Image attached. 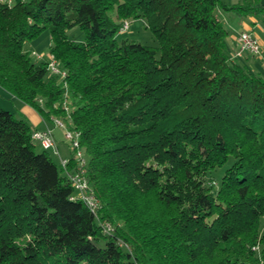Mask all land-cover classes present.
Instances as JSON below:
<instances>
[{"label": "trees", "instance_id": "obj_1", "mask_svg": "<svg viewBox=\"0 0 264 264\" xmlns=\"http://www.w3.org/2000/svg\"><path fill=\"white\" fill-rule=\"evenodd\" d=\"M217 8L264 14L257 0L0 2V87L45 119L66 117L68 94L100 202L95 216L73 199L0 105V264H264V76L227 52ZM125 17L158 46L118 40ZM43 29L64 78L22 50Z\"/></svg>", "mask_w": 264, "mask_h": 264}, {"label": "rangeland", "instance_id": "obj_2", "mask_svg": "<svg viewBox=\"0 0 264 264\" xmlns=\"http://www.w3.org/2000/svg\"><path fill=\"white\" fill-rule=\"evenodd\" d=\"M224 3L228 5L233 4H243L248 0H222ZM258 4L264 5V0H257ZM217 18L221 21L223 26L228 30V35L225 39L226 41V49L227 52L232 55L234 51L237 49L236 39L235 37L242 31H250L255 36L258 37L259 43L264 41V14L256 13L253 15L241 16L238 15L236 12L232 10H226L223 8H217L215 11ZM124 20L129 21V28L124 31L116 34L118 40L121 39H129L137 41L141 44L157 47L158 43L153 35L152 31L147 27L143 18H129L125 17ZM122 20V19H121ZM67 35L69 38L75 40L76 42L82 41L85 37L84 30L78 26H75L67 31ZM49 47H50V35L48 29L41 30L35 37L31 39H27L22 44V50L25 52H29V55L33 61H46L49 57ZM260 54L258 55H248L246 60L250 63L249 65L245 63V59L238 58L237 61L246 65L248 69L258 72L260 75L264 76V43H260ZM41 55V59L37 60L36 55ZM247 53H243V56ZM261 57V58H260ZM49 75V71L47 72L46 76ZM4 92V91H3ZM70 97L67 98V106H68V114L72 111ZM0 105L5 109H9L14 111L15 107L21 105V103L9 95H4L0 91ZM18 116L17 112L15 113ZM50 118V117H49ZM65 123L68 124L69 118L66 115L65 118L60 117ZM62 130V129H61ZM56 145L59 149L61 156H68L71 154V149L67 146V141L63 137V130L62 134H57L55 138ZM35 146L34 149L36 152L42 151L41 146L34 142ZM50 154L52 161L58 166L59 168V158L58 156L53 154V151L47 150ZM231 159H228L226 163L217 168L214 171L215 177L218 180L219 177L223 174L225 168L230 164ZM206 181L210 180L209 178L205 179Z\"/></svg>", "mask_w": 264, "mask_h": 264}, {"label": "built area", "instance_id": "obj_3", "mask_svg": "<svg viewBox=\"0 0 264 264\" xmlns=\"http://www.w3.org/2000/svg\"><path fill=\"white\" fill-rule=\"evenodd\" d=\"M2 3L11 5L14 0H0ZM129 28V21L122 20L118 32H124ZM237 49L232 54L233 57L243 56V53H249L251 55L260 54V43L258 38L250 31H242L236 36ZM37 60L41 59V55H36ZM46 68L51 75H56L59 78H64L66 73L58 66V63L52 54H49L48 60H46ZM64 86L66 84L64 83ZM68 94L65 93L62 101V109L68 115L69 122L65 125L64 121L60 117L51 115L50 120L53 127H59L63 130V137L67 141V145L71 149V157H61L59 149L57 148L53 127L46 125L43 129H33L31 132V140L37 142L42 149L52 150L53 154L59 158V168L69 181L73 194L72 198L75 200H81L88 209L96 216L98 209L100 208L99 199L95 196L94 190L86 175V154L85 150L79 141V131L71 126L70 116L68 114L67 106ZM42 99L38 102L41 104ZM71 158L73 164H71ZM102 228L106 233L112 230V226L108 222L102 224Z\"/></svg>", "mask_w": 264, "mask_h": 264}, {"label": "crops", "instance_id": "obj_4", "mask_svg": "<svg viewBox=\"0 0 264 264\" xmlns=\"http://www.w3.org/2000/svg\"><path fill=\"white\" fill-rule=\"evenodd\" d=\"M260 43L262 44V43H264V41H261ZM248 55H251V54L247 53V54H245L244 56H242L240 58L242 60L245 59V63L249 65L250 63L248 62V60H246V59H248L247 58ZM252 56H254V55H252ZM0 91H1V93H3L6 96L9 95L10 97H13V98L17 99L21 103V105H18V107H15V110H16L15 113L17 112L18 116H22L23 118H25L29 122V124H30L32 129H39L40 130V129H43L46 125L52 126V122H51L50 118L45 119L32 106L24 103L23 101H21L20 99L14 97V96H12L11 94H9L6 90L2 89L1 87H0ZM53 134H54V138H56L57 134L61 135L62 134L61 128L53 127ZM61 157H68L69 158V157H71V154L68 155V156H61Z\"/></svg>", "mask_w": 264, "mask_h": 264}]
</instances>
